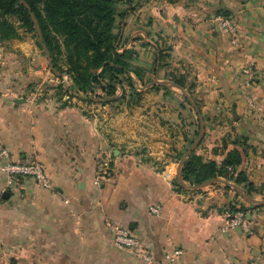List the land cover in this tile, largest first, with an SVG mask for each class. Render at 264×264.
Here are the masks:
<instances>
[{
	"label": "crops",
	"instance_id": "crops-1",
	"mask_svg": "<svg viewBox=\"0 0 264 264\" xmlns=\"http://www.w3.org/2000/svg\"><path fill=\"white\" fill-rule=\"evenodd\" d=\"M220 14L236 22V44L215 21ZM135 20L137 39L121 51L137 52L144 76L135 75L136 81L174 82L162 77L165 70L196 83L205 120L196 153L222 164L230 151L240 152L238 171L254 190L227 179L230 184L198 189L179 183L176 156L188 146L179 139L176 144L180 128L169 121L174 91L154 93L157 111L166 116L156 131L165 136L155 135L143 151L137 142L116 145L109 123L99 124L95 108L83 101L40 88L29 92L28 75H1L0 149L7 148L15 161L40 162L53 187L30 178L8 187L0 169V264H264V204L248 202L232 186L264 201V79L243 72L250 66L264 73V0H146ZM165 49L168 63L160 66ZM148 69L156 74L150 81ZM189 129L183 130L188 136ZM106 171L109 176L98 180ZM155 203L162 206L159 215L150 212ZM233 207L249 213L242 226L231 228ZM132 222L152 262L115 246L112 225ZM176 249L182 255L167 261Z\"/></svg>",
	"mask_w": 264,
	"mask_h": 264
},
{
	"label": "rangeland",
	"instance_id": "rangeland-1",
	"mask_svg": "<svg viewBox=\"0 0 264 264\" xmlns=\"http://www.w3.org/2000/svg\"><path fill=\"white\" fill-rule=\"evenodd\" d=\"M145 1L146 0H133L132 2H123L115 5L117 16L115 18L113 33L116 34L117 37L114 40V45L119 53L124 52L121 51V49L127 43L128 45L130 43L132 44L137 39V37H135L137 34L135 31L137 29L134 28L136 25L135 13L139 12L142 4H145ZM39 5L43 8V3H39ZM42 14L43 24L45 25L48 36L54 45L53 54L49 50L48 51L55 69L57 72L62 73V76L56 75L50 68L49 57L43 47L45 42L41 31L40 21L34 13L31 14L34 23L33 29L28 26V22L21 16L13 15L2 17V19H6L15 27L16 34L8 36L0 33V76H5L7 74L30 76L31 80L28 85L29 92L36 91L40 88L42 89L40 92L47 94L48 92L53 91L59 98H62V96L66 94L73 95L74 97H69L71 99L73 98L83 101V103L90 108H95V116L99 118V124H103L104 120V122L107 121V123H109L111 136L116 145L125 148L126 146L133 145L134 142H137V145H140L139 147H142L143 151H148V145L153 144L151 139L154 141L155 135L165 136V133L156 131L157 125H160V123H166V116H161L160 112L157 111L160 110V107H158L160 101L153 97L154 93L174 91V93H177L178 97L174 102V118L169 121L180 128L175 136L176 144L179 139L185 142V145L189 148L198 138L201 120L197 113V108L201 114L204 126L205 120L200 109L201 100L198 98L199 94H197L196 83H186L185 91L195 102L197 108L187 97H185L184 94H182L183 92L181 89L170 85H147L144 82L141 84L136 81V74L134 71L129 72V74L118 73L115 76L116 78L114 79V82L117 85V90L114 94H108V92L103 89L107 86L109 81H112L109 77L100 78L101 84L96 85L92 90H89L86 93L79 91L74 85L73 79L66 73L68 67L67 49L64 44V36L58 31L60 26L49 20L47 16H45L44 11H42ZM128 17L130 18L128 23L130 29L123 31L127 25ZM38 30L41 32L42 42L40 41ZM122 32L124 34H122ZM123 35H128L126 40L125 38L123 39ZM123 61H126L129 67H138L136 59ZM101 71L102 69L98 70V74ZM154 75L156 74L148 69L145 72V79L150 81L148 76L154 77ZM161 75L162 77L163 75L167 77L168 74L165 73L164 70L161 72ZM44 77L46 78L45 80ZM129 77L132 79L131 82ZM42 79L44 82L39 87L42 83ZM16 86H18V84ZM74 93L90 98L88 100L78 98ZM187 126H191V129H189V136L183 132V130H187ZM188 148L176 156L179 163ZM156 166H158V169H161L163 165Z\"/></svg>",
	"mask_w": 264,
	"mask_h": 264
},
{
	"label": "trees",
	"instance_id": "trees-1",
	"mask_svg": "<svg viewBox=\"0 0 264 264\" xmlns=\"http://www.w3.org/2000/svg\"><path fill=\"white\" fill-rule=\"evenodd\" d=\"M132 1L0 0V33L8 36L16 34L15 27L6 19H2L3 16H21L33 29L34 23L31 14L34 13L40 21L45 45L53 54L54 45L42 21V11H44L49 20L60 26L58 31L64 36V44L67 49L68 67L66 73L73 79L77 89L86 93L101 84L100 78L109 77L112 81H109L103 89L108 94H114L117 90L114 79L118 73L129 74L134 71L139 79L144 76V70L139 67H129L126 61H123L136 59L137 52L130 49L119 53L114 45V40L117 38L113 33L117 16L115 5ZM177 1L179 0H168L170 3ZM39 3H43V8ZM169 56L167 50L160 52L158 57L160 66L161 64L162 66L167 65ZM100 69L102 71L98 74ZM167 78L186 88V82L181 76L170 74L167 75ZM129 80L131 82L132 79L129 77ZM66 95L74 97L71 94ZM241 162L242 156L238 151H230L222 164H218L216 161L205 162L203 157L194 151L183 166L182 177L191 185H200L214 178H224L244 186L246 191L251 192L254 190V184L245 172L238 171ZM174 184L181 189L177 181ZM239 210H244V208H231L230 218Z\"/></svg>",
	"mask_w": 264,
	"mask_h": 264
},
{
	"label": "built area",
	"instance_id": "built-area-1",
	"mask_svg": "<svg viewBox=\"0 0 264 264\" xmlns=\"http://www.w3.org/2000/svg\"><path fill=\"white\" fill-rule=\"evenodd\" d=\"M215 21L225 31L230 33L232 43L236 44L238 41L239 29L234 19L229 16L217 15L215 17ZM243 72L250 79H264V73H261L253 67H246ZM0 169L5 175L8 187L14 186L20 178L33 179L39 186L45 189H52L53 187L47 171L40 162L15 161L7 148L0 149ZM104 176H109V172L106 171L105 173L98 175V180L104 178ZM150 212L155 215H159L162 212L161 204L155 203L150 206ZM248 213V208L239 210L232 218L229 219L228 226L231 228L242 226ZM112 232L114 244L118 249L135 253L144 262L149 263L153 261L151 251L141 241L140 237L134 231L130 230L128 226L118 224L112 225ZM181 255L182 250L176 249L166 255V260L174 263Z\"/></svg>",
	"mask_w": 264,
	"mask_h": 264
},
{
	"label": "water",
	"instance_id": "water-1",
	"mask_svg": "<svg viewBox=\"0 0 264 264\" xmlns=\"http://www.w3.org/2000/svg\"><path fill=\"white\" fill-rule=\"evenodd\" d=\"M23 3L25 4V2H23ZM38 31H39V30H38ZM39 36H40V41L42 42V35H41V32H40V31H39ZM43 47H44V49H45V51H46V53H47V55H48V57H49V63H50V68H51V70H52L56 75H58V76H62V73L57 72V70L55 69V66H54L53 61H52V59H51L50 53H49V51H48V48H47L45 45H43ZM158 83H160V84H164V85L175 86V87L181 89V91L183 92V94L185 95V97H187L188 100H189L194 106H196V105H195V102L189 97V95L187 94V92L185 91V89H184L181 85L177 84L176 82H169V81L158 82ZM74 95H75L76 97H78V98L87 99V100L90 98V97H87V96H82V95H80V94H78V93H74ZM196 108H197V106H196ZM197 113H198V115L200 116V120H201V125H200V131H199L198 138H197V139L191 144V146L188 148V150L186 151V153L183 155V157H182V159H181V161H180V163H179V167H178V171H177V173H178V181H179V183H180L182 186H184V187H189V186L185 183V181H184V179H183V177H182V169H183V166H184L185 162L187 161V159L191 156V154H192V153L197 149V147L200 145L201 141H202L203 138H204V134H205V126H204V122H203V120H202V118H201V114H200L198 108H197ZM212 183H224V184H230V183H229L227 180H225V179H222V178H214V179H211V180H209V181H206V182H204V183H202V184H200V185L192 186V188L198 189V188H202V187H204V186H206V185H209V184H212ZM232 186L235 187L236 189H238V190L240 191L241 196H242L245 200H247L248 202H250V203H254V204H257V205H263V204H264V201H255V200H252L248 195H246L245 193H243V191H241L237 185L232 184ZM3 196H4L5 198L9 197V192H5ZM129 229L132 230V231L134 230V223H133V222L130 223V225H129Z\"/></svg>",
	"mask_w": 264,
	"mask_h": 264
}]
</instances>
